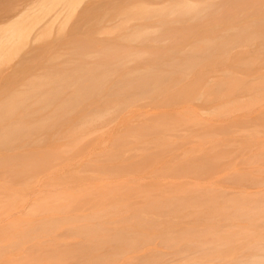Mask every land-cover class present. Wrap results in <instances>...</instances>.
<instances>
[{"label":"bare ground","instance_id":"bare-ground-1","mask_svg":"<svg viewBox=\"0 0 264 264\" xmlns=\"http://www.w3.org/2000/svg\"><path fill=\"white\" fill-rule=\"evenodd\" d=\"M117 1L78 0L74 4L73 0H8L0 12V23L23 22V29L29 25L30 40L34 41L11 64L10 75L6 71L0 73V80L7 78L5 82L13 83L0 89V216L27 207L29 200L19 190L32 187L31 182L37 176L52 172L49 193L35 197L27 216L0 222V264H37L44 256H36L31 249L41 246L37 243L60 227L79 238L72 249L58 252L56 257L46 256L48 259L77 256L95 263L159 239L175 250L151 254L155 258L184 259L179 264H211L224 259L228 248L234 247L230 243L238 238L229 233V227L222 230L214 225H187L186 216L195 213L201 216L199 219H210L228 213L230 217L247 216L256 221L264 217L261 198L244 205L238 197L228 198L225 189L217 195L208 189H194L162 179L157 190L136 181L124 186L112 181L90 184L85 189L63 193L56 189L63 183H75L86 177L82 173L86 171L104 178L146 166H151L150 169L165 166L159 168V175H206L231 162L232 152H240L226 140L195 155L191 154L193 150L182 151L190 142L187 124L181 125V119L161 107L197 93L194 83H183L194 69L206 63L205 66H212L243 41L257 42L264 37V0H161L157 6L140 7L145 10L144 18L141 15L140 19L149 21L142 23L143 28L148 25L145 31L138 23L142 30L138 32L147 35L151 46L121 47L116 42L95 48L102 51L98 55L84 53L88 47H74L71 49L81 53L64 56V60L56 55H49L47 60L34 56L46 49L35 42L40 27L53 23L68 7H74L77 15L73 23L80 26L93 19L103 4ZM234 18L241 19L240 23L234 22ZM215 19H224L225 23L221 27L203 23ZM151 26L153 29H149ZM191 26L203 29L197 33L190 30ZM142 34L134 36L138 40ZM194 35L190 42L181 39ZM11 39L10 34L1 35L0 50ZM263 49L259 48L261 52ZM243 63L251 66L253 61L243 56ZM229 82L231 87L237 85L236 78H230ZM262 84L258 82L259 86ZM146 98L153 102L149 120L140 125L121 123L118 127L125 130L111 135L110 147L103 141L108 130L102 133L90 130L84 135L86 128L106 125ZM95 145L102 149L82 157ZM58 166L87 167L68 174ZM46 212L49 214L42 215ZM60 217H66L64 222H60ZM181 218L183 221L178 220ZM168 221L175 223L165 226ZM162 225L164 228L156 237L144 230ZM252 246L264 252L263 239L254 240ZM202 249L207 253L189 258L190 250ZM12 250H26L27 256L22 260L13 258L9 254ZM148 255L138 258L145 261ZM261 262L264 254L244 264Z\"/></svg>","mask_w":264,"mask_h":264},{"label":"rangeland","instance_id":"rangeland-1","mask_svg":"<svg viewBox=\"0 0 264 264\" xmlns=\"http://www.w3.org/2000/svg\"><path fill=\"white\" fill-rule=\"evenodd\" d=\"M7 1L3 0L0 2V12L7 5ZM45 1L49 2L50 0ZM162 1L118 0L116 3L107 2L101 6L98 12L94 13L93 19L80 26H74L73 22L77 12H74V7L70 6L53 23L40 27L35 42L46 49L36 52L37 54H34V56L37 57V60L39 57H46L47 60L49 55H56L59 58L60 56L63 57L61 59L64 60V56L81 53V51L71 49L74 47H88L86 51H83L84 53L98 55L102 51L99 52L95 48L111 46L116 42L117 46L121 47L146 48L151 46L150 40H146L147 35L138 32L148 29L146 28L148 25L143 28L142 23L146 24L149 21L148 19V21L140 19V16L143 15L141 18H144L145 14V10L140 9V7L157 6ZM75 2H78V0H73L74 4ZM240 20L238 21L237 18H234V22L240 23ZM224 21V19H215L205 20L203 23L211 22V24L221 27L225 23ZM138 23L142 25V28ZM22 24L23 22L0 23V36L3 34L12 36V39L7 42L4 49L0 50V73L6 71L7 75H10L12 72L11 64L19 60L34 42L30 40L32 38L31 34L29 35L31 27L28 25L26 29H23ZM120 26L125 28L122 29ZM200 27L191 26L190 30L193 29L198 33V31L203 29H199ZM149 29H153L152 26ZM137 34H142V36H138L140 40L135 37ZM194 37L195 35L190 37L183 36L181 39L190 42ZM261 47L264 48V37L262 36L257 39V42L243 41L231 50L228 49L229 51L218 62L212 63V66H205L207 63L202 64L192 71L189 79L183 81V83L189 81L194 83L197 93L187 95L185 98L172 102L169 106L161 107V109L169 110L176 118L181 119V125L187 124L186 130L189 132L190 142L182 151L186 149L193 150L192 155L206 152L220 140H226L228 144L237 148L234 150L240 152H232V161L228 162L226 166L216 167V169L211 170L206 175H159V168H164L165 166H159L157 169H150L151 166H146V169L135 170L127 174L105 175L104 178L97 177L94 173L86 171L82 172L86 177L79 178L75 183H63L56 189L63 193L64 190L85 189L90 184L102 185L105 182L112 181V184L124 186L127 183L136 181L146 187L157 190L162 185V179L173 183L177 182L179 185L194 189H208L217 195L221 194L222 190L225 189L227 190L228 198L238 197L237 199L244 205L254 201L256 198H261V203L264 204V84L258 85V82H264V61H260L264 59V49L261 52L259 50ZM243 56L251 58L253 64L251 66L245 65ZM238 62L241 63L240 66H236ZM30 71H34V68H31ZM230 78H236L237 85L231 87ZM5 80H0V89L13 85V83L9 84ZM200 92H202V96H200ZM152 112L153 102L150 98H146L123 110L122 115L117 116L108 124H103V126L94 125V129L86 128L83 133L87 135L90 130L99 131V133L108 130L109 134L103 138V141L110 147L112 145L111 135L119 134L122 130H125L118 127L121 123L143 124L146 120H149ZM92 125H89V127H92ZM101 149L95 145L90 151L84 152L82 157H88L92 151ZM183 156L186 157L187 155ZM58 167L64 173L75 174L87 166ZM51 173L37 176L34 182H31L33 184L32 187L20 189L19 192L29 200V205L17 209L11 215L0 216V222L7 223L10 220L18 219V217L27 216L29 208L34 204L35 197L49 193L50 186L48 183L51 182ZM46 214H49V212L42 215ZM199 217L201 216L198 214H190L186 216L185 224L200 227L214 225L222 230L229 227V233L238 238V241L230 243L231 246L234 244V247L228 248L224 259L215 260L211 264H244L245 261L264 254V252L254 250L252 246V242L256 239L257 242L262 239L264 241V217L260 221L247 216L230 217L228 213L216 215L210 219H199ZM124 218L127 217L125 216ZM39 219H36V221ZM60 219L62 220L60 222H64L66 217H60ZM178 220L183 221V218ZM173 223L175 221H168L165 226ZM163 228L164 226L162 225L158 229L145 228L144 230L151 232L150 235L156 237L155 235H158ZM50 233V236L43 238L47 239L45 243L42 242V239L37 243L41 246H34L31 249V251L36 252V256H44L37 264H129L131 262L139 264H179L184 261V259L179 258L168 261V259L163 257L155 258L151 256V254L160 255V253L163 254L164 252L173 253L175 250V247L168 246L159 239L149 240L146 244L140 246L139 249L130 250L121 253L117 257L95 263L92 260L78 259L77 256H66L62 260L48 259L46 256L56 257L58 252L72 249L75 246L74 242L79 238L77 234L63 227ZM251 235L254 237L253 239L250 238ZM180 248L182 249V245ZM26 253V250H12V252H9L13 258L20 260L26 258ZM206 253L207 251H203V249L198 251L190 250L189 258ZM143 255H148V259L142 261L141 258H138ZM258 264H264V262Z\"/></svg>","mask_w":264,"mask_h":264}]
</instances>
